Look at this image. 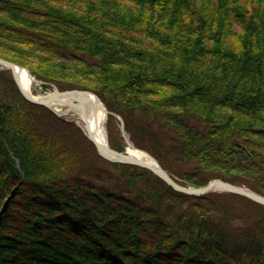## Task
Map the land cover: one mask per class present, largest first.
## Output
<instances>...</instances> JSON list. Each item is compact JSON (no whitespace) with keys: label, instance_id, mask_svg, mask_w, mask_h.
<instances>
[{"label":"trees","instance_id":"1","mask_svg":"<svg viewBox=\"0 0 264 264\" xmlns=\"http://www.w3.org/2000/svg\"><path fill=\"white\" fill-rule=\"evenodd\" d=\"M0 58L95 93L185 185L264 196V0H0ZM259 212L104 160L0 70V264H264Z\"/></svg>","mask_w":264,"mask_h":264},{"label":"water","instance_id":"2","mask_svg":"<svg viewBox=\"0 0 264 264\" xmlns=\"http://www.w3.org/2000/svg\"><path fill=\"white\" fill-rule=\"evenodd\" d=\"M0 67L6 68L7 70H9L11 72L12 77H13L20 93L28 102H30L32 104L44 106V107L48 108L49 110H51L52 112H55V111L51 108L50 103L53 101L64 100L65 98H75V99H77V98H79V99L80 98H94L95 100H97V103L99 105L104 106L101 99L95 93L90 92V91H86V90H66V91H62V92L61 91H54L51 94H49L45 100H40V101L34 100L30 96L25 94L22 91L21 87L19 86V83H18L17 77L15 76L14 70L20 66L0 58ZM105 112L107 115L109 114V112L107 110H105ZM55 114L58 116L62 115V114H57V113H55ZM63 115H65V114H63ZM85 127H86V130L88 131V123H86ZM121 131H122V134L124 136L125 142L129 143L127 140V137L124 133L123 126L121 127ZM84 133L88 137V139L92 142V144L94 145L99 156L101 158H103L104 160L111 162V163H116V164L136 165V166H139L141 168L147 169L150 172H152L155 176H157L159 179H161L166 184H168L170 187H172L177 192H180V193H183L186 195H190V196L204 195V194H207L209 192H225V193H231V194H235L238 196H242V197H245V198H247L253 202H256L260 205H264V196L254 192L250 189L240 187V186H236V185H233V184H230V183H227L225 181L218 180V179L211 180L204 187H201V188L187 187V186L180 185L160 165H158V163L154 164V166L153 165L151 166V165H147L144 162H141L138 160H133L129 155L125 154V152H119V151L111 148V146L109 144H106V145L98 144L92 138L90 133H87V132H84Z\"/></svg>","mask_w":264,"mask_h":264},{"label":"bare ground","instance_id":"3","mask_svg":"<svg viewBox=\"0 0 264 264\" xmlns=\"http://www.w3.org/2000/svg\"><path fill=\"white\" fill-rule=\"evenodd\" d=\"M14 71L22 91L28 96H30L32 99L39 101L45 100L46 97H48V95L52 93L51 92L47 94H39V93L35 94L33 92V87L35 84H37V81L31 75V73L27 69L22 67H17ZM50 106L57 114H62V115L71 114L75 116L78 119V122L81 128L84 130V132L90 133L92 138L98 144L110 145L107 138V131L105 126L108 117V115L105 112V110H107L105 105L104 106L99 105L97 103V100H95L94 98H80V99L65 98L64 100L51 102ZM86 123H88V131L86 130L85 127ZM125 135L129 142L127 143L125 154L129 155L133 160L144 162L147 165L154 166V164L157 163L158 165H160L159 162L152 155H150L145 151L137 149L131 143L129 136L126 133Z\"/></svg>","mask_w":264,"mask_h":264},{"label":"rangeland","instance_id":"4","mask_svg":"<svg viewBox=\"0 0 264 264\" xmlns=\"http://www.w3.org/2000/svg\"><path fill=\"white\" fill-rule=\"evenodd\" d=\"M21 67V66H20ZM22 68H25V67H22ZM25 69H27V68H25ZM0 70H7L6 68H2V67H0ZM28 70V69H27ZM9 73H10V75H11V77H12V74H11V72L9 71V70H7ZM29 71V70H28ZM32 75V74H31ZM33 76V75H32ZM34 77V76H33ZM13 78V77H12ZM35 78V77H34ZM36 79V78H35ZM14 80V79H13ZM36 81H37V84H35L34 85V87H33V92L35 93V94H37V93H39V94H47V93H51V92H54V91H61L60 89H58L56 86H54L53 84H48V83H44V82H42L41 80H38V79H36ZM15 82V81H14ZM16 84V83H15ZM17 86V85H16ZM18 88V87H17ZM19 90V89H18ZM64 91H66V90H64ZM20 92V91H19ZM62 92V91H61ZM91 92V91H90ZM22 95V94H21ZM24 98V97H23ZM25 99V98H24ZM26 100V99H25ZM27 101V100H26ZM28 102V101H27ZM30 103V102H29ZM36 105V104H35ZM40 106V105H39ZM109 112V111H108ZM54 114L56 113V112H53ZM56 115V114H55ZM57 117H60V118H62V119H64L65 121H69V122H72V123H74L79 129H80V131H81V133L83 134V136L87 139V140H89L88 139V137L85 135V133H84V131H83V129L81 128V126H80V124H79V122H78V119L75 117V116H73V115H71V114H65V115H61V116H58V115H56ZM110 116H112V117H114L115 119H116V121H117V126L115 125V127H114V124L112 125V130H110L109 131V129H108V127L110 126L111 127V125H109V123H108V120H109V117ZM105 126H106V131H107V138H108V141L110 140V138L111 137H113V138H119V134H118V132H117V130H119L120 129V131H121V127L123 126V121H122V119H121V117H119V116H117V115H115L114 113H111V112H109V114H108V117H107V120H106V124H105ZM121 134H122V131H121ZM158 135V134H157ZM167 134L166 133H163V132H160V136L158 135L157 137H158V139L163 143V145H165V142H166V144H167ZM122 137H123V145H124V150L122 151V152H125V149H126V147H127V143L125 142V139H124V136H123V134H122ZM90 141V140H89ZM91 142V141H90ZM92 143V142H91ZM132 143V142H131ZM133 144V143H132ZM134 145V144H133ZM168 145V144H167ZM94 146V145H93ZM135 146V145H134ZM136 147V146H135ZM112 148V147H111ZM137 148V147H136ZM137 149H140V148H137ZM96 150V149H95ZM140 150H142V151H145V152H147V153H149L148 151H146V150H144V149H140ZM150 154V153H149ZM99 155V154H98ZM151 155V154H150ZM131 166H136V165H131ZM136 167H139V166H136ZM141 168V167H140ZM144 169V168H143ZM152 173V172H151ZM153 174V173H152ZM171 176V175H170ZM172 177V176H171ZM178 184H180V185H183V186H187V187H194V186H190V185H185L184 183H182V181H179V180H177L175 177H172ZM253 179H255V178H253ZM214 180V179H213ZM218 180H220V179H218ZM211 181V180H210ZM209 181V182H210ZM257 181V180H256ZM164 182V181H163ZM258 182V181H257ZM165 183V182H164ZM227 183H229V182H227ZM230 184H232V183H230ZM263 184H264V182H263ZM168 185V184H167ZM233 185H236V186H240V187H244V188H247V189H250V188H248L247 186H245V185H237V184H233ZM169 186V185H168ZM172 188V187H171ZM197 188V187H196ZM198 188H201V187H198ZM173 189V188H172ZM174 190V189H173ZM251 190V189H250ZM177 192V191H176ZM255 192V191H254ZM180 193V192H179ZM209 193H225V192H209ZM209 193H207V194H209ZM229 194H231V193H229ZM204 195H206V194H204ZM235 195V194H234ZM199 196H203V195H199ZM242 197V196H241ZM253 202V201H252ZM254 203H256V202H254ZM235 205V207H236V204L235 203H231V205ZM256 204H258V203H256ZM258 205H260V204H258ZM260 206H263L264 207V205H260ZM240 207V210H242V207L241 206H239ZM244 210H247L250 214H253L252 212H255V211H251L250 209H247V208H243ZM247 211H245V212H247ZM260 214H261V216H262V219H264V212H259Z\"/></svg>","mask_w":264,"mask_h":264}]
</instances>
